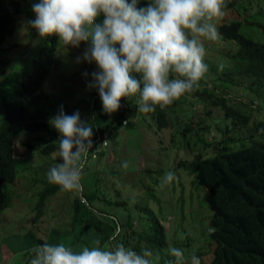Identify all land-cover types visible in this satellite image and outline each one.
Returning a JSON list of instances; mask_svg holds the SVG:
<instances>
[{
  "label": "rangeland",
  "instance_id": "obj_1",
  "mask_svg": "<svg viewBox=\"0 0 264 264\" xmlns=\"http://www.w3.org/2000/svg\"><path fill=\"white\" fill-rule=\"evenodd\" d=\"M143 1L138 6H142ZM31 2L33 0H21L23 11L16 16L12 33L0 45V79L10 72L28 75L41 62L48 70L41 89L58 94L66 102L69 114L79 110L81 119L91 122L93 99L97 104L101 101L95 89L86 87L91 77L82 76V73H91L95 64L75 61L84 50V42L78 48H65L57 41L52 53L46 49V38L39 39L33 46L31 41L38 39L35 31H21L22 19L34 18ZM242 14L235 15L245 21L242 20V31L264 41V36L258 33H264V0H252L249 12ZM230 18L231 14L225 11L216 26ZM205 47L204 62L208 71L197 88L206 87L221 94L227 104L250 113L252 118L248 123H234L231 117L224 116L219 105H211L212 98L187 93L176 100V105L165 108L168 118L165 127L159 128L150 114L140 113L135 107V118L129 112L126 115L134 121L133 126L122 124L120 118L113 122L108 120L106 127L100 125L106 134L105 144L101 139L97 140L99 134L92 135L94 150L90 151L84 166L82 193L87 195L96 191L97 196L104 198L90 200V207L101 211L107 219L117 218L124 222L129 217L133 224L138 222L133 228L135 233L138 228L141 232L142 247H149L148 242H153L155 236L148 212L140 209L153 210L164 227L165 239L161 248L157 245L152 248L159 256L155 264H167L171 259L167 255L170 246L181 248L186 255L195 253L201 264H207L211 255L207 231L210 210L202 199V189L192 182L194 176L178 162L190 160L195 153L212 156L224 144L234 148L241 143L248 144L249 127L253 121L264 122V86L254 84L249 88L247 80L250 79L247 77L243 84L232 78H217L222 69L230 68L226 53L236 45L219 34L217 41L206 42ZM6 80L9 83V79ZM133 101L132 98L130 106ZM254 132L256 139L262 136L260 139L264 141V133ZM49 136L20 130L13 137L14 154L18 158L17 172L13 182L2 186L3 192L12 196V201L0 210V264H24L30 249L42 242H63L74 250L84 245L104 246L109 243L100 244L96 230L89 224H71L70 203L74 195L60 189L46 197L38 214L35 205L43 190V181H46L45 173L58 162L57 149L41 155L36 148L41 147ZM57 136L53 128L55 142ZM124 161H127L126 167L122 166ZM168 171H172L175 178L165 183L164 175ZM151 190L154 197L149 195ZM122 198L124 204L112 203Z\"/></svg>",
  "mask_w": 264,
  "mask_h": 264
},
{
  "label": "clouds",
  "instance_id": "obj_2",
  "mask_svg": "<svg viewBox=\"0 0 264 264\" xmlns=\"http://www.w3.org/2000/svg\"><path fill=\"white\" fill-rule=\"evenodd\" d=\"M228 0H33L34 18H23L21 31H35L38 39L55 35L58 44L78 48L77 63L95 64L86 82L95 89L105 114L116 112L121 98L135 99L140 113L164 109L191 93L208 71L206 42L219 38L216 26ZM99 18V19H98ZM47 123L57 133L58 162L45 177L61 191L79 197L84 166L93 148V124L79 110L66 114L57 106ZM264 133V128L258 129ZM122 166H127L124 161ZM168 171L164 182L174 180ZM214 231L212 226L207 228ZM84 245L79 250L63 242H42L30 249L24 264H155L159 256L150 247L139 251L121 242ZM167 264H201L200 258L169 247Z\"/></svg>",
  "mask_w": 264,
  "mask_h": 264
},
{
  "label": "trees",
  "instance_id": "obj_3",
  "mask_svg": "<svg viewBox=\"0 0 264 264\" xmlns=\"http://www.w3.org/2000/svg\"><path fill=\"white\" fill-rule=\"evenodd\" d=\"M251 7L252 0H228L223 11H228L231 18L217 25L218 33L236 45L226 53L230 59V68L222 69L217 78H232L236 79V83L243 84L247 77L250 79L247 80L249 88L254 84L264 86V41L254 39L242 31L244 20L235 15L241 12L246 14ZM22 11L21 0H0V45L12 33L16 16ZM258 33L264 36L262 31ZM46 43L47 51L52 53L57 43L56 36L46 37ZM47 76L48 70L40 62L28 75L10 72L0 79V210L12 201V196L3 192L2 186L13 182L16 177L18 158L14 154L13 137L20 130L47 133L50 136L41 147L36 148H39L41 155H48L57 149V143L52 137L53 128L47 123V118L55 114L59 105L63 106L66 114L69 112L66 102L58 94L41 89ZM238 78L242 80L239 81ZM6 79H9V83ZM198 94L212 98L211 105H219L224 116L231 117L234 123L246 124L252 118L250 113H243L234 104H227L223 95L211 92L206 87H196L192 91L194 97ZM94 101L95 99L90 108L93 134L104 133L101 126L106 127L108 120L113 122L117 118L126 126L134 125V121L126 115L129 112L134 118L137 116L133 110L136 108L135 101L130 106L131 99H123L120 108L110 117L101 110V104ZM176 103L175 100L166 107H172ZM165 108L156 107L148 113L157 121L159 128L167 126ZM261 128H264V122L254 120L249 127L248 144L241 143L236 148L224 144L212 156L195 153L190 160L178 162V165L194 176L192 182L202 189V199L211 213L208 227L212 226L214 231L209 233L211 255L207 264H264V141L260 139L262 136L258 139L254 137V131L258 132ZM43 182V190L35 205L38 214L46 197L59 190L57 185L50 184L47 180ZM149 195L155 196L152 190ZM94 199L104 198L97 196L96 191L87 195L81 192L79 197L72 198L71 224H89L96 230L100 244L108 242V238L116 233L113 242H121L139 251L142 248L141 232L137 227L135 233L133 228L138 222L133 224L129 217L124 222H119L117 218L109 220L103 217L101 211L90 207V200ZM124 202L125 199L122 198L112 203L118 206ZM140 210L148 212V221L154 228L155 240L148 242L149 247L157 245L161 248L165 241L163 225L152 209L146 207Z\"/></svg>",
  "mask_w": 264,
  "mask_h": 264
},
{
  "label": "built area",
  "instance_id": "obj_4",
  "mask_svg": "<svg viewBox=\"0 0 264 264\" xmlns=\"http://www.w3.org/2000/svg\"><path fill=\"white\" fill-rule=\"evenodd\" d=\"M105 137H106L105 133L99 134L98 137H97V140L101 139L102 140V144H105ZM94 140H96V139H94Z\"/></svg>",
  "mask_w": 264,
  "mask_h": 264
}]
</instances>
